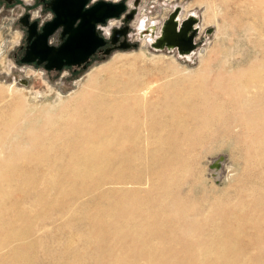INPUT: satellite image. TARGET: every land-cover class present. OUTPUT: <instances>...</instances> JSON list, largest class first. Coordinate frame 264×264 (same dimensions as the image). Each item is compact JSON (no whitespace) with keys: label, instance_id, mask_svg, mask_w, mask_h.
Returning a JSON list of instances; mask_svg holds the SVG:
<instances>
[{"label":"bare ground","instance_id":"bare-ground-1","mask_svg":"<svg viewBox=\"0 0 264 264\" xmlns=\"http://www.w3.org/2000/svg\"><path fill=\"white\" fill-rule=\"evenodd\" d=\"M220 6L225 13L217 19L218 11H212L205 22L216 21L218 31L235 22L238 35L264 46V0H220ZM216 7L208 2V9ZM181 16L180 7L176 30L192 17L193 29L199 32L195 11ZM149 23L138 21L136 41L145 39L147 45L156 46L155 52L172 53L176 48L159 37L155 21ZM96 25L100 24H95L99 36L101 30L103 35L110 33L111 26ZM195 48L193 38L192 50L177 48L176 57L189 60ZM258 55L255 52L247 60ZM261 55L264 60V51ZM259 61L212 90L216 94L225 88L234 93L227 102L231 114L225 122L232 121L235 128L242 123L251 126L248 147L255 151L251 155L255 173L248 178L254 180L264 179V155L259 152L264 145V63ZM243 62L223 69V74L237 70ZM96 75L87 76L78 102L68 107L70 114L91 117L89 122L70 124L55 118L44 126L37 142L33 137V144L0 152V264H237L247 260L245 251L264 243V191L255 194L252 188L241 186L228 198L229 206L216 211L211 224L197 219L203 211L195 212L186 224L162 223L183 200L175 192L176 176L188 168V145L202 132L193 128L194 123L217 119L224 106L205 98L190 99L171 89L154 99L149 95L153 82L113 79L105 85L109 94L104 99L93 91ZM197 91L206 97L210 89L202 84ZM242 104L251 106L250 112L238 111ZM180 109L187 113H178ZM197 110L202 115L196 116ZM12 120L17 118L6 124L11 131L17 127ZM48 128L55 133L48 136ZM82 129H88L87 133H81ZM161 133L166 137L158 136ZM53 138L60 141L51 146ZM224 164L215 160L210 169L215 174ZM94 167L99 171L96 176ZM245 198L253 200L238 207L229 203ZM77 209L84 210L87 223L71 217L61 220ZM55 237L58 247L52 250L49 244ZM260 262V258L253 259L254 264Z\"/></svg>","mask_w":264,"mask_h":264},{"label":"rangeland","instance_id":"rangeland-1","mask_svg":"<svg viewBox=\"0 0 264 264\" xmlns=\"http://www.w3.org/2000/svg\"><path fill=\"white\" fill-rule=\"evenodd\" d=\"M98 1L111 3L123 1L125 4V11L119 16L109 18L111 20L107 19L105 23H99L105 28L115 26L110 29L108 35L103 36L104 30L99 31L106 41L112 29L122 25L129 6L132 3L138 6L136 14L127 23L130 35L127 34V41L135 46L128 49H115L104 56L101 53H95L88 58L84 66H63L60 70H47L43 64L21 61L24 55L25 28L21 26L19 20L25 14H28L31 20H39L38 16L41 14V20L48 23L54 18V13L49 9H43V4L39 0H0V139H4L0 140V152H8L12 147H26L33 144L31 141L33 137H36L34 143L37 142L39 139L37 136L42 134L44 126L55 118H63L70 124L89 122L91 117H82L68 112V107L78 102L76 99L86 85L89 74H98L96 75L97 83L93 84L95 87L93 91L104 99L108 98L109 92L105 85L110 79L130 83L153 82L154 87L149 95L154 99L158 95L161 96L165 89H171L170 91L178 95H188L190 99L205 98L224 106V111L217 119L208 123H194L193 128H200L202 132L193 137L194 144H187L191 152L188 168L180 170L176 176L179 183L175 192L180 193L183 200L174 206L162 223L186 224L188 219L194 217L195 212L203 211L197 219L211 224L217 218L216 211L221 207L229 206L228 198L238 193L241 186L252 188L255 194H262L264 179L248 178L250 174L255 173L251 167L253 164L251 155L255 151L248 147L251 126L250 124L248 126V123H242L235 128L236 124L232 121L225 122L224 120L231 114L230 108H227V102L234 93L225 88L216 94L212 93V90L220 88L227 77L239 73L240 69L245 71L256 65L259 60L260 63H264V60L260 59L264 46L255 40V43L250 44L246 37L238 35L235 22H228L219 31L216 21L205 22L212 15V11L216 13L218 11L217 19L225 13L220 6V0H89V4L84 8ZM209 1L213 3V7L218 6V8L208 9ZM176 6L181 7L183 17L195 11L199 20L200 31L194 34L196 52L189 60L179 59L173 52H155L156 50L153 51L146 44L145 39L136 41L135 37L134 29L139 20L146 16L148 22L156 20L158 22L156 26H158L167 20L169 13ZM223 31L227 35L222 36ZM61 32V28L55 29L48 39L50 38L55 45L54 40ZM255 52L260 55H258L259 58L247 60ZM242 60L244 62L240 68L223 74V69L234 67L236 62ZM113 67L116 69H110ZM200 76H202L201 79ZM112 82L110 84L115 85L114 81ZM202 84L210 89L206 97L201 95L202 92L197 91ZM96 88L102 89L96 90ZM250 90L254 93L259 91L256 88H250ZM250 110L251 106L243 104L238 106V111L250 112ZM178 113L184 114L187 111L180 109ZM194 113L198 116L203 112L197 110ZM12 118H17L15 121L12 120L13 124L17 123L13 131L6 126ZM223 122L227 123V127ZM251 122H254V119H251ZM261 126L264 128V125L261 124ZM87 130L82 129L81 133L86 134ZM54 133L53 128H48L46 132L48 136ZM158 136H164V134L161 133ZM92 140L96 141L97 138ZM59 141L58 138H53L51 146ZM259 152L264 155V145ZM60 155L63 158L66 157L62 152ZM218 157H222L225 164L222 168L220 167L221 169L217 168L214 174L209 165ZM92 170L94 176L99 173L96 167ZM252 200L245 198L229 203L238 207L250 204ZM259 209L262 210V208ZM84 214V210L77 209L69 212L61 220L71 217L79 222L87 223L89 220L84 217ZM182 235L185 236L186 233ZM55 238L49 244L52 250L58 247V238ZM244 255H247L248 259L241 260L242 262L237 264H254L255 258H260V264H264V243H257L253 249L245 251Z\"/></svg>","mask_w":264,"mask_h":264},{"label":"water","instance_id":"water-1","mask_svg":"<svg viewBox=\"0 0 264 264\" xmlns=\"http://www.w3.org/2000/svg\"><path fill=\"white\" fill-rule=\"evenodd\" d=\"M87 1L50 0L46 7L54 13V18L44 24L40 33L36 32V23L29 22L27 14L22 16L19 23L26 29L25 41L27 44L21 61L25 63L34 61L37 64H43L47 70H60L63 66H84L88 62V58L96 52H100L104 56L115 49H128L135 46L127 41L129 30L127 23L133 18L132 11L125 13L124 26L112 29L107 41L95 30V24L103 23L125 11L123 1L118 3L98 1L94 5L84 8ZM178 10L179 7L176 6L169 14L159 37L164 38L172 49L192 50L195 18L184 20L178 31L175 20ZM57 28H61V35L66 36L65 40L58 47L47 45V37ZM183 41L185 44H181ZM107 43L109 46L105 47ZM149 47L158 50L154 44ZM216 160L222 161L223 158L218 157ZM212 164L213 161L209 165L210 168H212Z\"/></svg>","mask_w":264,"mask_h":264},{"label":"flooded vegetation","instance_id":"flooded-vegetation-1","mask_svg":"<svg viewBox=\"0 0 264 264\" xmlns=\"http://www.w3.org/2000/svg\"><path fill=\"white\" fill-rule=\"evenodd\" d=\"M42 4H43V9H49L48 7H46V4L50 1V0H39ZM94 1H97V0H94ZM111 1H115V0H111ZM87 4H89V0L87 1ZM86 4V5H87ZM129 6V5H128ZM137 7L138 6H136V5H134L133 3L131 4V6H129V9H128V11H132V13H133V16H134V14H136V12H137ZM50 10V9H49ZM51 11V10H50ZM52 12V11H51ZM53 13V12H52ZM170 14V13H169ZM28 15V14H27ZM38 16V15H37ZM38 18H39V20L37 19H30L29 18V15H28V20H29V22H35L36 23V32L37 33H40L41 32V28L44 26V24L46 23V21H44L43 19L41 20V18H42V15L40 14L39 16H38ZM143 18V17H142ZM108 20H111V19H108ZM123 21V20H122ZM155 22H157L156 20H154ZM144 22H145V24L146 25H150V23L148 22V19L146 18V16L144 17ZM165 22H166V20H165ZM165 22H163V23H161L160 25H158V26H156V24L154 25V27H155V31L156 32H160L161 33V29H162V27H163V24L165 23ZM105 23V22H104ZM158 23V22H157ZM103 27V24H100V25H96V27ZM122 26H124V23H122V25L120 26V27H117V28H121ZM113 27H115L114 25H112L111 26V28H113ZM129 31V30H128ZM199 31H200V27H199ZM199 33V32H198ZM53 33H51L50 35H52ZM195 34V33H194ZM49 35V36H50ZM129 35V34H128ZM104 36V35H103ZM130 36V35H129ZM25 37H26V29H25ZM65 37L66 36H62L61 34H59L57 37H56V39L54 40V43H55V45L52 43V41H51V39L49 38L48 39V37H47V45H49V46H52V47H58V46H60L62 43H63V41L65 40ZM135 37H136V35H135ZM193 38H194V36H193ZM26 41H25V45H24V49H23V53H25V50H26ZM106 46H109V44L107 43V45ZM105 46V47H106ZM163 52H165V53H167L166 52V50L164 49V50H162ZM161 52V51H160ZM96 53H100V52H96ZM173 53L176 55L177 54V50L176 49H174L173 50ZM24 56V55H23ZM34 62V61H33Z\"/></svg>","mask_w":264,"mask_h":264}]
</instances>
